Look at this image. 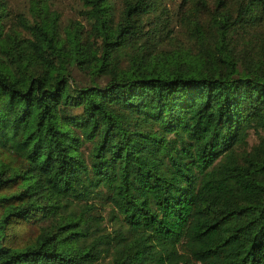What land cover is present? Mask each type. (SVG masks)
<instances>
[{
  "label": "trees",
  "instance_id": "1",
  "mask_svg": "<svg viewBox=\"0 0 264 264\" xmlns=\"http://www.w3.org/2000/svg\"><path fill=\"white\" fill-rule=\"evenodd\" d=\"M167 1L0 0V264H264V0Z\"/></svg>",
  "mask_w": 264,
  "mask_h": 264
},
{
  "label": "rangeland",
  "instance_id": "2",
  "mask_svg": "<svg viewBox=\"0 0 264 264\" xmlns=\"http://www.w3.org/2000/svg\"><path fill=\"white\" fill-rule=\"evenodd\" d=\"M52 4L53 8L57 10L62 17L63 23H66L69 19H79V9H80V3L79 0H49ZM12 3L15 4L16 7L20 9H26L28 5V0H12ZM167 5L172 6L170 2L167 0H162L161 6ZM160 11V8H159ZM175 30L171 34L174 35L175 38H181L182 39V32L179 31L177 27H173ZM168 43V40H167ZM255 141V138L251 136L249 138L250 144H252Z\"/></svg>",
  "mask_w": 264,
  "mask_h": 264
}]
</instances>
